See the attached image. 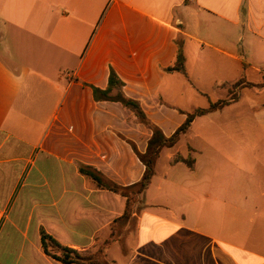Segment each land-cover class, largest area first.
Here are the masks:
<instances>
[{"label": "crops", "instance_id": "crops-1", "mask_svg": "<svg viewBox=\"0 0 264 264\" xmlns=\"http://www.w3.org/2000/svg\"><path fill=\"white\" fill-rule=\"evenodd\" d=\"M257 43L264 49V0H0V264H65L44 251L42 230L83 254H95L114 232H129L133 245L113 239L101 256L106 264H264L263 183L222 191L215 182L209 193L203 180L175 175V166L199 169L196 125L240 94L162 149L134 231L119 220L126 198L80 171L92 168L123 187L144 173L136 150L143 153L139 144L151 130L130 109L93 93L109 87L112 70L123 83L112 93L138 101L162 132L154 110L176 116L169 137L192 112L177 106L179 93H203L206 72L198 67L206 55L225 76L215 84L229 93L237 82L225 83L230 66L253 67L245 51ZM180 46L187 76L165 71ZM190 155L192 167L181 160ZM253 165L235 161L232 170L254 179ZM256 165L264 168V160ZM177 191L189 195L174 204Z\"/></svg>", "mask_w": 264, "mask_h": 264}, {"label": "rangeland", "instance_id": "rangeland-1", "mask_svg": "<svg viewBox=\"0 0 264 264\" xmlns=\"http://www.w3.org/2000/svg\"><path fill=\"white\" fill-rule=\"evenodd\" d=\"M204 28L207 30L208 25L205 24ZM238 38L239 35H237V39ZM246 42L247 41L244 40L242 43L246 44ZM239 44H241V41L237 42L238 47L241 49ZM258 44L259 43L254 44L255 46L253 50L249 49L247 52L245 51L254 66L245 70L238 62H236V64H232L229 69V75L226 76L227 80L225 83L232 84L235 81L238 82L241 78L246 82L254 84H260L263 81L264 75L262 73L264 69V58L262 56L264 55V49ZM190 51L191 50H189L188 53H191ZM211 59L212 55L207 54L205 57V60L207 61L205 67H198V71H200V73H203L202 71L206 72V77H203L204 80L200 83V86L203 89L201 92L203 93L193 89H190L191 92L189 94L186 93L184 95L179 93V96L175 101L177 106L179 105L185 107L188 111H193L197 108H207L212 102L227 97V89L216 85L214 82V78L216 76H219V78H225V76L219 75L217 73L219 71L218 69L215 70L211 68ZM259 63H263V67H261ZM189 65L191 66V70L194 71L193 69L194 66L196 67V61L194 58L192 59L191 56ZM95 88L96 87H93V93ZM240 90L241 89L238 90V93L241 98L237 103L229 106L225 109V111L217 112L213 115L205 117V119H203L205 121L199 122L196 125V129L201 127L199 133L203 134L202 139H198L193 142L200 146L203 150V155L200 157L201 164L199 169L195 172H191L185 167L175 166L176 172H178V174L175 175L180 178L181 181L186 183L190 181L198 183L200 180H203L206 185L210 184L208 190L209 193H212V190L215 188L217 190L219 185H221L220 189L222 191L225 188H257L258 182L260 184L263 183L260 185L261 188L264 187V168L261 167V165L255 166L256 163L264 160V125L262 127V125L259 124L260 122L264 124V88L259 89L257 87H246L241 91ZM115 94L116 93L113 92L111 95ZM100 100L112 102V100L107 99ZM249 101L252 102L254 109H252ZM114 102L122 104L119 101ZM257 108L258 110H255ZM153 117L160 124H162L166 134L171 133V131L177 127L178 120L176 116L172 115L167 108H156L154 110ZM147 143L148 142L145 140H142L139 144L143 153L147 149ZM186 143L187 139H183V141L179 142V149L182 153L187 150ZM180 159L181 158L178 157L176 160L179 161ZM181 160L193 162V157L190 155L187 159ZM215 160H217V162L214 163ZM235 161L237 163H239V161H250L253 163L254 165L252 170H254L256 177L254 178L255 180L250 178L245 179L244 176L238 175L240 173L234 175L233 172L235 171L232 170V164ZM162 172H164V169H160V174ZM195 175L199 176V178H194ZM215 182H219V185L213 187ZM199 187L201 186L199 185ZM198 189L202 190L201 188ZM154 191L155 187L153 186L152 191L147 192V198L148 196H151V194H154ZM188 195L189 194L187 193L177 191V193L173 194L170 200L173 201L174 204H179L183 202L182 197H187ZM195 200L197 204L200 202L199 197H196ZM142 205L143 201L141 196H139L137 201L134 202L132 206V216L129 219H124L125 224L130 226L129 230H135V223L137 222V216L143 207ZM125 230L127 231V228ZM118 233L115 234L114 232V241L123 240V243L121 244L124 245V247H131L133 245V238L127 236L129 232L125 233V235ZM111 245L112 243L108 247ZM99 259L103 264H106L104 259L101 257H99Z\"/></svg>", "mask_w": 264, "mask_h": 264}, {"label": "trees", "instance_id": "trees-1", "mask_svg": "<svg viewBox=\"0 0 264 264\" xmlns=\"http://www.w3.org/2000/svg\"><path fill=\"white\" fill-rule=\"evenodd\" d=\"M165 71L180 72L187 76L185 57L183 55L181 46L179 47L174 64L167 67ZM122 85L123 83L112 70L109 78V87L104 91L95 88L94 96L96 99H107L121 102L124 107L130 109L134 113L140 123L152 131V135L147 143V149L144 153L138 152L134 146L140 161L145 167L142 179L134 186L123 187L106 180L100 173L93 170L92 168H80L82 173L91 176L100 186L126 198V208L123 216L119 220L129 219L132 216V206L134 202L137 201L139 196L145 192L153 176L155 175L156 163L163 148L175 146L180 140L181 136L190 130L193 121L197 117L208 115L237 102L239 99V89L245 87H257L259 89L264 88V77L260 84H254L240 79L229 89L227 98L212 102L207 108H197L192 112L184 113L186 115L185 121L169 137L165 136L162 130L148 119L146 113L138 101L127 98L122 93V91H120ZM115 88H119L120 90L115 95H111L113 89ZM184 162L187 163L189 167H192V162H187V160H184ZM112 241L113 238L107 240L102 246L98 248L95 254H83L75 249L61 245L44 230L41 231V243L44 251L49 256L65 264H103L99 257L104 254L106 248L112 243ZM55 252H59L60 255H57Z\"/></svg>", "mask_w": 264, "mask_h": 264}]
</instances>
